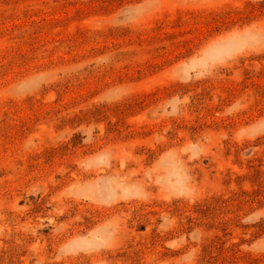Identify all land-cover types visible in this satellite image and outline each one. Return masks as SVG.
Instances as JSON below:
<instances>
[{"label":"rangeland","instance_id":"obj_1","mask_svg":"<svg viewBox=\"0 0 264 264\" xmlns=\"http://www.w3.org/2000/svg\"><path fill=\"white\" fill-rule=\"evenodd\" d=\"M0 264H264V0H0Z\"/></svg>","mask_w":264,"mask_h":264}]
</instances>
